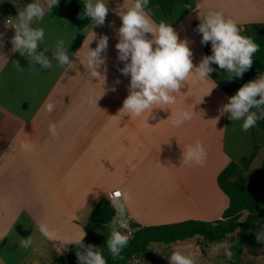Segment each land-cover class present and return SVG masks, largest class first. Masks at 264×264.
<instances>
[{"label": "crops", "instance_id": "obj_1", "mask_svg": "<svg viewBox=\"0 0 264 264\" xmlns=\"http://www.w3.org/2000/svg\"><path fill=\"white\" fill-rule=\"evenodd\" d=\"M31 2L38 0H0V264H42L68 253L81 229L85 231L99 199L116 188L132 198L130 224L222 218L229 198L218 185V175L229 162L249 154L255 143L264 153V130L255 126L242 131L241 121L229 120L228 114L221 116L219 109L230 95L211 77L208 83H200L194 73L175 94V104L163 106L167 110L153 109L155 118L149 117L146 123L147 113L128 115L122 104L130 77L119 71L124 64L118 60L115 44L121 25L118 12L132 0H105L109 8L105 23L96 26L90 22L82 30L45 6L44 17L32 26L44 29L38 51L45 52L52 68L34 64L12 51L15 30L6 25L9 20L15 22L18 11ZM40 4L45 5V0ZM147 10L157 23L171 24L179 39L188 41L196 66L206 55L195 26L200 23L199 15L222 11L241 27L264 21V0H190L177 5L171 15L158 5ZM93 32L97 38H109L104 53L105 81L103 77L90 80L88 70L74 55L79 50L82 59L88 45L95 48ZM58 39L64 40L74 62L67 73L52 57ZM100 70L104 72V66ZM214 83L217 86L211 94L204 96ZM47 101L55 105L50 113L44 109ZM177 110L192 111V119L173 126ZM50 123L56 124L58 135L50 134ZM21 140L30 143L32 150H22ZM197 140L207 152L203 167L182 159V149ZM260 211L264 213V185ZM39 223L54 229L57 240H46L36 230ZM28 236L34 241L32 247L20 248L19 241ZM230 236L232 244L235 235L225 239ZM198 239L206 251L225 240L209 242L195 237L176 243ZM56 246H63V254L57 253Z\"/></svg>", "mask_w": 264, "mask_h": 264}, {"label": "clouds", "instance_id": "obj_2", "mask_svg": "<svg viewBox=\"0 0 264 264\" xmlns=\"http://www.w3.org/2000/svg\"><path fill=\"white\" fill-rule=\"evenodd\" d=\"M58 4L59 0H45V5L37 2L28 3L18 11L15 22L11 20L6 22L7 26L15 30L11 37L12 51L19 52L21 56L30 59L34 64H39L44 69L52 68V62L45 52L38 51L45 32L43 28L32 25L35 20L44 17L45 6L48 12H51ZM148 5L149 0H132L130 6L118 12L121 25L116 30L115 48L118 60L124 64L119 71L124 76L130 77L128 95L122 104V109L128 115L140 117L147 113L145 117L147 123L149 117L155 118L153 109L167 110L163 106L176 103L175 94L181 92L190 74L194 73V78L200 83H208L210 74L215 71L213 64L230 73L227 77L229 80L242 77L252 67L253 56L259 51L260 46L251 37L242 35L237 22L231 17H225L222 11L209 10L203 16L199 15L200 23L196 31L201 34L202 44H211V54L202 56L196 66L193 64V53L188 41L179 39L178 33L171 24L164 21L157 23L147 10ZM108 12L109 8L105 0H85L80 18L89 19L92 25L102 26ZM94 39L97 40L95 48L88 45L82 59L79 56V50L74 55L88 70L90 80L103 77L105 81L106 56L104 53H106L109 38L107 35L97 38L94 33L91 41ZM2 46L3 33H0V47ZM67 49L64 40L58 39L52 54L65 73L74 68V62L70 59ZM15 64L17 68H20L18 62ZM102 66H104V72L100 70ZM119 82L117 80V83ZM216 86V83L212 84L204 96L210 95ZM203 97L199 103L203 101ZM227 99L228 102L219 109L220 115L228 114L229 120L241 121L242 131L255 127L258 120L264 119V74L244 83ZM54 107L55 105L50 101L44 105V109L49 113L54 110ZM192 117V111L177 110L171 123L179 127ZM48 130L51 135H58L56 124L50 123ZM19 146L26 151H31L33 147L24 140L20 141ZM182 150V159L185 163L205 166L207 152L199 140ZM105 195L110 206L115 210L111 223L107 224L109 232L105 246L113 260H123L122 252L128 246L131 237L128 213L132 198L127 191L120 188L109 191ZM36 230L48 241L57 240V232L46 223H39ZM85 236V231L81 229L80 235L71 242L77 247L75 254L79 264H107L99 247L84 243ZM256 236L259 242L264 243V236ZM33 243L32 237L28 236L21 238L19 247L29 249ZM193 247H196L195 240L174 246L171 254L167 256L169 264H196L194 256L187 251ZM221 250L229 260L233 258L234 253L228 239L210 245L208 252L209 255H217ZM56 251L63 254V246H56Z\"/></svg>", "mask_w": 264, "mask_h": 264}, {"label": "trees", "instance_id": "obj_3", "mask_svg": "<svg viewBox=\"0 0 264 264\" xmlns=\"http://www.w3.org/2000/svg\"><path fill=\"white\" fill-rule=\"evenodd\" d=\"M190 0H149L148 8L158 5L164 14L171 15L177 5L188 4ZM85 0H59L58 6L52 12L62 19L71 22L77 29L86 28L91 22L81 19ZM199 23L196 22L195 26ZM241 34L251 37L259 47L253 56L252 67L242 77L227 79L230 73L215 69L211 78L231 96L239 87L249 80L255 79L257 74H264V21L247 23L239 26ZM205 54H211V44H203ZM256 126L264 130V119L258 120ZM260 153V146L255 143L249 154L238 160L229 162L218 175V185L227 194L229 204L224 210L222 218L216 220L186 219L177 222L142 226L131 223L132 235L128 246L123 250V260H113L105 246L109 229L107 224L115 215L107 197L99 199L91 212L89 223L85 226L84 243L95 245L102 250L107 264H129L137 255L151 256L149 249L152 243L172 244L200 237L209 242L222 241L228 235L235 234V241L231 244L234 255L230 264H241L244 249L251 242L252 231L264 224V213L260 211L261 191L264 185V157L258 171L250 176L253 161ZM247 212L245 218H241ZM77 247L69 245V252L42 264H79L76 256Z\"/></svg>", "mask_w": 264, "mask_h": 264}, {"label": "rangeland", "instance_id": "obj_4", "mask_svg": "<svg viewBox=\"0 0 264 264\" xmlns=\"http://www.w3.org/2000/svg\"><path fill=\"white\" fill-rule=\"evenodd\" d=\"M38 3H41V0H38ZM258 76L260 74H257ZM264 157V153H260L257 158L253 161L250 169V176H253L256 174V172L259 169V166L261 164V161ZM243 213L242 219L245 217ZM256 235H262L264 236V224L257 229L252 231L251 234V242L245 248L242 262L241 264H263L262 259H264V243H261L257 240ZM232 237L228 240H231ZM200 239L195 240L196 247H193L191 249H188L187 251L191 253L196 261V264H230L229 259L226 256H223V254H219V259L215 260L214 255H209V252L206 251L207 248L203 247V245H200ZM185 244V242L182 243H175V244H165V243H152L149 247L151 251V256H145V255H137L135 256L129 264H169L168 257L174 246ZM206 251V252H205ZM205 252V254H204ZM261 258H255V255H261Z\"/></svg>", "mask_w": 264, "mask_h": 264}, {"label": "built area", "instance_id": "obj_5", "mask_svg": "<svg viewBox=\"0 0 264 264\" xmlns=\"http://www.w3.org/2000/svg\"><path fill=\"white\" fill-rule=\"evenodd\" d=\"M129 231L131 232V235H132V229H131L130 223H129Z\"/></svg>", "mask_w": 264, "mask_h": 264}, {"label": "water", "instance_id": "obj_6", "mask_svg": "<svg viewBox=\"0 0 264 264\" xmlns=\"http://www.w3.org/2000/svg\"><path fill=\"white\" fill-rule=\"evenodd\" d=\"M112 220L109 221V224L111 223Z\"/></svg>", "mask_w": 264, "mask_h": 264}]
</instances>
